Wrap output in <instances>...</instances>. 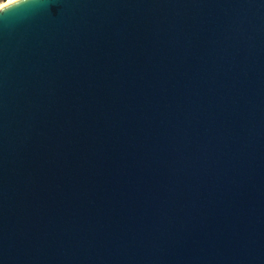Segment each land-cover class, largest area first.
Masks as SVG:
<instances>
[{
	"label": "water",
	"instance_id": "obj_1",
	"mask_svg": "<svg viewBox=\"0 0 264 264\" xmlns=\"http://www.w3.org/2000/svg\"><path fill=\"white\" fill-rule=\"evenodd\" d=\"M0 264H264V0L0 6Z\"/></svg>",
	"mask_w": 264,
	"mask_h": 264
},
{
	"label": "bare ground",
	"instance_id": "obj_2",
	"mask_svg": "<svg viewBox=\"0 0 264 264\" xmlns=\"http://www.w3.org/2000/svg\"><path fill=\"white\" fill-rule=\"evenodd\" d=\"M10 1H12V0H5L3 3L0 4V6L4 5V4H6V3L10 2Z\"/></svg>",
	"mask_w": 264,
	"mask_h": 264
},
{
	"label": "rangeland",
	"instance_id": "obj_3",
	"mask_svg": "<svg viewBox=\"0 0 264 264\" xmlns=\"http://www.w3.org/2000/svg\"><path fill=\"white\" fill-rule=\"evenodd\" d=\"M5 0H0V4L3 3Z\"/></svg>",
	"mask_w": 264,
	"mask_h": 264
}]
</instances>
